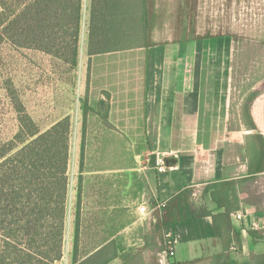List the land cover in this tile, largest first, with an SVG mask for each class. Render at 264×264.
<instances>
[{
    "label": "rangeland",
    "instance_id": "374dc122",
    "mask_svg": "<svg viewBox=\"0 0 264 264\" xmlns=\"http://www.w3.org/2000/svg\"><path fill=\"white\" fill-rule=\"evenodd\" d=\"M90 4L91 0H84L80 53L74 68L40 50L16 47L5 40L0 43V145L19 130V112L15 106L18 99L41 130L68 116L71 121L69 187L64 256L58 264H72L67 252L75 236L79 192L80 253L92 250L121 230L118 235L121 254L110 264H150L159 258L156 249L168 231L164 230L159 238V229L166 220L165 205L152 194L153 191L156 194V187L149 171L154 175L160 173L157 156L168 157L170 153L156 148V133L117 131L107 117H101L108 112V103L112 104L114 95L110 85L113 84L106 81L108 73L104 75L101 68L93 74L94 67L135 59L137 83L147 80L150 67L157 69V78L153 76L146 87L147 97L150 94L148 99L153 101L154 81L168 79L160 75L163 64L153 62L159 55L163 59L161 54L165 53L150 49L193 39L218 37L222 38L221 43L232 40L231 69L218 68L216 74L224 89L230 82V119L233 127H239L248 121L247 100L252 101L255 92L264 87V0H134V23L138 24L131 27L133 35L124 40L127 48L95 55H90L87 47ZM144 6L146 24L142 26L139 23ZM93 75L98 77L96 83L100 87L94 90L91 89ZM103 76L105 80L100 83ZM122 92L118 90L117 94ZM99 96L105 102L96 103L95 111L88 112L91 100L96 101ZM99 122L106 128L98 129ZM118 138L122 148L110 147L118 143ZM105 140H108L106 145ZM118 160L122 163L119 175L115 172L106 180L95 172ZM95 191L105 197L95 196Z\"/></svg>",
    "mask_w": 264,
    "mask_h": 264
},
{
    "label": "crops",
    "instance_id": "0c3cea01",
    "mask_svg": "<svg viewBox=\"0 0 264 264\" xmlns=\"http://www.w3.org/2000/svg\"><path fill=\"white\" fill-rule=\"evenodd\" d=\"M221 40L193 39L150 49L165 53L153 62L163 64L160 75L168 79L154 81L153 101L146 87L153 76L157 78V69L150 67L147 80L137 83L135 59L94 67L93 74L101 68L104 75L108 73L106 81L113 84L112 104L107 102L108 112L101 117H107L117 131L156 133V148L170 153L166 157L172 164L169 170L149 174L156 187L152 194L165 205L159 238L164 230L171 231L175 254L162 255L163 241L156 249L159 258L150 264H264V87L252 101L247 100L248 121L233 127L230 82L224 89L216 74L218 68L230 71L233 45L232 40ZM94 76L92 90L100 88ZM118 90L123 92L117 94ZM104 99L91 100L88 112ZM100 124L98 129L106 128ZM117 141L110 147L121 149L122 141ZM121 171L118 160L95 172L108 180ZM94 195L104 196L99 191ZM237 214L242 217L238 219ZM120 233H113L96 249L104 248L101 257L109 258L107 264L121 254ZM71 249L67 254L73 264V245Z\"/></svg>",
    "mask_w": 264,
    "mask_h": 264
},
{
    "label": "trees",
    "instance_id": "16d2710c",
    "mask_svg": "<svg viewBox=\"0 0 264 264\" xmlns=\"http://www.w3.org/2000/svg\"><path fill=\"white\" fill-rule=\"evenodd\" d=\"M133 6L134 0H91L90 55L127 48L124 40L137 23ZM141 15L143 26L145 6ZM83 21L84 0H0V43L40 50L74 68ZM15 106L19 130L0 145V264H58L64 256L71 121L66 116L41 130L19 99ZM78 196L73 264H107L104 248L96 250L100 243L79 251Z\"/></svg>",
    "mask_w": 264,
    "mask_h": 264
},
{
    "label": "built area",
    "instance_id": "2783aa9c",
    "mask_svg": "<svg viewBox=\"0 0 264 264\" xmlns=\"http://www.w3.org/2000/svg\"><path fill=\"white\" fill-rule=\"evenodd\" d=\"M170 168V166L167 164V160H166V157L164 156V154L162 155H158L157 156V170L160 172V173H163V172H166L168 171ZM143 210H145V206L142 207ZM238 219H240L242 217L241 214H237L236 216ZM164 248L162 250V255L170 258L172 256H174L175 254V242H174V239L172 237V234H171V231H168L166 234H165V237H164ZM233 249L235 250L236 247L234 246Z\"/></svg>",
    "mask_w": 264,
    "mask_h": 264
},
{
    "label": "water",
    "instance_id": "95a60500",
    "mask_svg": "<svg viewBox=\"0 0 264 264\" xmlns=\"http://www.w3.org/2000/svg\"><path fill=\"white\" fill-rule=\"evenodd\" d=\"M167 164H168L169 166L172 165L170 161H167Z\"/></svg>",
    "mask_w": 264,
    "mask_h": 264
}]
</instances>
